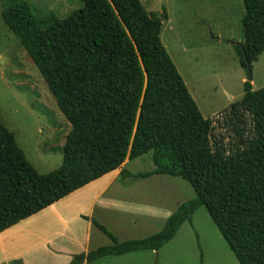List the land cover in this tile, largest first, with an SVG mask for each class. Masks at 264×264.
Returning <instances> with one entry per match:
<instances>
[{"label": "trees", "instance_id": "obj_1", "mask_svg": "<svg viewBox=\"0 0 264 264\" xmlns=\"http://www.w3.org/2000/svg\"><path fill=\"white\" fill-rule=\"evenodd\" d=\"M0 17L31 60L71 130L61 166L39 175L0 122V233L73 192L151 153L154 169L122 180L167 176L186 181L194 199L181 204L157 234L111 245L69 264L158 251L201 207L238 264H264V87L243 83L224 111L235 135L227 149L213 137L160 41L161 20L139 0H79L64 19L38 18L25 0H0ZM244 42L239 65L264 53V0H241Z\"/></svg>", "mask_w": 264, "mask_h": 264}, {"label": "rangeland", "instance_id": "obj_2", "mask_svg": "<svg viewBox=\"0 0 264 264\" xmlns=\"http://www.w3.org/2000/svg\"><path fill=\"white\" fill-rule=\"evenodd\" d=\"M25 2L32 14L38 18L53 14L58 19H64L82 8L79 0ZM139 2L147 15H166V19L161 20L160 41L201 115L212 121L213 137L221 139L227 149L232 148L235 135L224 125L223 113L232 103L242 98L243 83L248 82V76L240 67L234 50L235 46L244 42L241 29L244 14L242 1ZM251 74L252 90L263 88L264 53L251 65ZM0 122L13 135L17 146L39 175L49 174L61 166L63 146L65 137L71 130L70 124L59 112L42 77L7 30L1 17ZM151 155L147 153L129 161L125 170L131 175L153 170ZM113 185L132 186L125 193L122 188L120 192L112 187L113 193L107 200L102 199L95 209V223L118 242L142 240L157 234L163 227V218H168L174 213L176 204L181 205L195 197L194 191L186 181L167 176L146 180L120 178ZM103 203H109L112 208L104 206L102 209ZM84 209L87 210V207ZM81 218L82 221L77 223L73 231L84 232L86 220ZM192 219L197 233L195 238L200 236L205 248H221L224 259L216 256L219 260L215 261V264H237L203 207L195 212ZM67 221L74 225L71 215ZM135 222L138 227L133 228L131 234L126 232L125 227H132ZM91 244L100 248L110 246L111 241L93 227ZM190 244V240L185 241V246Z\"/></svg>", "mask_w": 264, "mask_h": 264}, {"label": "crops", "instance_id": "obj_3", "mask_svg": "<svg viewBox=\"0 0 264 264\" xmlns=\"http://www.w3.org/2000/svg\"><path fill=\"white\" fill-rule=\"evenodd\" d=\"M128 162L125 160L118 170L97 179L0 233V264H69L74 257L97 249L98 247L91 244L93 227L99 232L93 224L95 209L102 199L107 200L113 193L112 187L120 192L123 189L125 193L132 186L113 185L121 178L120 172L125 169ZM156 177L159 176L150 178ZM67 205L68 208H66ZM85 206L87 210L84 209ZM101 206L102 209L104 206L112 208L109 203H103ZM179 206L176 204L174 212ZM70 215L74 225L67 221ZM194 216L195 213L190 222L183 223L174 238L158 251H141L119 257H104L95 262L83 264H215L218 258L224 259L219 246L217 249L205 248L203 239L200 236H197L198 239L195 238L197 233L192 224ZM81 217L86 220L83 233L80 230H72L77 227L78 222L82 221ZM168 218H163L164 224ZM137 227L138 224L135 222L132 227L126 226L125 231L131 234L134 231L133 228ZM186 240H190V246H185Z\"/></svg>", "mask_w": 264, "mask_h": 264}, {"label": "water", "instance_id": "obj_4", "mask_svg": "<svg viewBox=\"0 0 264 264\" xmlns=\"http://www.w3.org/2000/svg\"><path fill=\"white\" fill-rule=\"evenodd\" d=\"M246 71H247V76H248V82L250 83L252 80L251 64L246 63Z\"/></svg>", "mask_w": 264, "mask_h": 264}]
</instances>
